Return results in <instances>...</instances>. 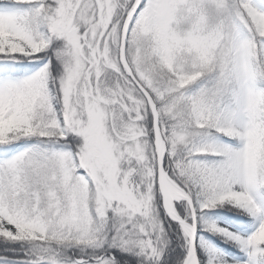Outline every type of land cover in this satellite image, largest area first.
Segmentation results:
<instances>
[{"label": "snow or ice", "instance_id": "snow-or-ice-1", "mask_svg": "<svg viewBox=\"0 0 264 264\" xmlns=\"http://www.w3.org/2000/svg\"><path fill=\"white\" fill-rule=\"evenodd\" d=\"M0 264H264V0H0Z\"/></svg>", "mask_w": 264, "mask_h": 264}]
</instances>
